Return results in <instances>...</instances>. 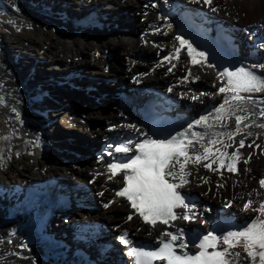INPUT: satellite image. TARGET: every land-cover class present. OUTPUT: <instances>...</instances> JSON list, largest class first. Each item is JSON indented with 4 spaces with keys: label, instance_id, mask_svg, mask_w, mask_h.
<instances>
[{
    "label": "bare ground",
    "instance_id": "1",
    "mask_svg": "<svg viewBox=\"0 0 264 264\" xmlns=\"http://www.w3.org/2000/svg\"><path fill=\"white\" fill-rule=\"evenodd\" d=\"M90 11L94 18L79 20ZM183 28L189 29V38L200 39L217 38L226 30L240 59L264 64V0H212L211 6L203 0H0V264H133L128 245L119 240L124 232L132 246L159 243L165 230L208 231L212 225L232 221L245 226L258 215L254 209L264 200L259 184L264 179V127H260L264 117L258 114L250 116L249 127L235 138L238 142L246 137V145H260L240 150L239 171L221 169V176L201 165H188L189 183L179 190L193 198L190 220L177 219L169 225L157 222L155 227L138 214L128 220L135 210L116 195L122 179L119 175L108 179L107 165L125 155L115 153L116 142L132 141L133 151L126 155H133L135 143L155 137L139 124L144 100L156 97L157 108L183 132L190 123L214 112L225 98L218 89L227 83L226 77L221 78L214 66L208 67L212 64L207 60L192 65L186 47L168 72L171 65L163 57L179 46L176 31L188 39ZM115 47L123 51L122 66L109 59ZM188 70L192 76L184 80ZM32 74L42 90L28 89ZM72 81L97 85L109 92L108 98L72 92ZM114 85L126 86L133 93L122 91L119 96L111 90ZM251 95L257 104L247 107L258 113L264 107L259 103L264 93ZM103 107L105 114L100 111ZM203 130V125L194 127V131ZM234 130V120L227 128L214 129ZM46 134L73 152H47L49 145L42 141ZM222 139L231 143L227 136ZM236 146L222 150L231 153ZM56 193L68 197L64 206L55 208L48 225V237L60 244L47 248L48 239L26 244L22 222L46 206V195ZM249 200L252 207L245 209ZM220 201L226 209L220 208ZM230 207L234 214L228 211ZM181 211L187 210L177 209ZM236 250L246 258L242 249ZM79 251L83 252L80 258L76 256ZM241 264L251 261L242 259Z\"/></svg>",
    "mask_w": 264,
    "mask_h": 264
},
{
    "label": "snow or ice",
    "instance_id": "2",
    "mask_svg": "<svg viewBox=\"0 0 264 264\" xmlns=\"http://www.w3.org/2000/svg\"><path fill=\"white\" fill-rule=\"evenodd\" d=\"M194 2H199V0H194ZM203 3L211 6L212 0H203ZM211 10L216 11L214 7ZM175 39L179 41V46L174 47L168 56L163 57V61H167L171 65L168 72L176 67L172 61L179 60L181 50L185 47L190 63L194 66L203 65L206 61L204 52L198 51L182 36H176ZM159 66L161 65H157V67ZM207 66L213 67V65ZM255 68H259L261 73L257 74L252 70ZM218 75L221 78L226 77L227 83L218 89L219 93L225 94V98L214 109V112L201 116L198 120L190 123L183 132L176 133L170 138L146 137L135 143V153L131 156L126 154L133 151L130 147L132 141L120 143L115 147V153L125 154L126 162L109 163L107 165L108 179L112 180L118 175L122 179V186L116 195L125 198L130 207L135 210L128 216V220L138 214L144 223L155 227L157 222L169 225L170 221L177 219H192L193 215H189L192 209L185 202V198L179 190L189 183L187 177L191 175V171L188 169V165H201L221 176L223 175L221 169L235 173L239 171L237 165L242 158L240 150L245 147H260L255 142L246 145V137L239 139L238 142L235 138L249 127L246 121L250 116L258 114L260 117H264V107H261L258 113L250 111L247 107L257 104L252 93H264V64L251 67L241 66L235 70L224 69ZM190 76H192V72L188 70V76L183 79L187 80ZM193 78L199 79L198 76ZM259 103L264 105V99H260ZM209 120L212 123H209ZM232 120H234V131H214L216 128H227L228 122ZM200 125H203L204 130L194 131V127ZM260 127H264V124ZM247 135H251V132ZM224 136H227L231 143L225 144L222 139ZM4 139H8V137H4ZM233 144L237 146L231 153L222 150L232 147ZM248 159H251V153ZM0 160H3L2 156H0ZM204 161L207 162L204 163ZM244 162L247 163V159ZM204 183H208V181L204 179ZM259 184L261 188H264V179H261ZM220 186L223 187V185ZM251 207L252 201L249 200L245 203L244 208ZM177 209H186L187 211L178 213ZM254 211L258 215L240 229L227 231L222 235H217L214 232L204 235L200 239L198 251L195 253L187 251V244L183 241V233L180 230L176 233L167 230L162 232L158 237L159 246L155 250L132 246V242L127 239V232H124L119 240L128 245V255L132 257L133 264H154L155 261H162L164 264H241L242 259L250 260L251 264H264V200ZM178 241L179 243H177ZM237 248L242 249L246 258H242V253L237 251Z\"/></svg>",
    "mask_w": 264,
    "mask_h": 264
},
{
    "label": "rangeland",
    "instance_id": "3",
    "mask_svg": "<svg viewBox=\"0 0 264 264\" xmlns=\"http://www.w3.org/2000/svg\"><path fill=\"white\" fill-rule=\"evenodd\" d=\"M100 28H103V26L101 25L100 26ZM186 32H188V38L190 37V35H191V33H190V31H189V29L188 28H183ZM138 34V33H137ZM114 49V50H113ZM121 52V53H120ZM122 49L121 48H111L110 49V51H109V59L111 60V62H113V63H115L117 66H122V64H123V55H122ZM17 61V62H16ZM15 62L17 63V67L20 69V71H22V65L20 64V60L19 59H16L15 60ZM249 65H252V64H249ZM42 71H47L45 68H43V70ZM43 75V74H42ZM41 75V76H42ZM31 76V79L29 78V81L27 82V87H28V89H30L31 90V92L32 91H37V88L39 87L40 89H41V86H38L40 83H39V79H38V77H36V75L35 76H33V74L32 75H30ZM29 76V77H30ZM84 75H82V77H83ZM81 77V76H80ZM34 78V79H33ZM91 78H92V76H90L89 77V79L88 80H91ZM32 81V82H31ZM101 81V80H100ZM100 81H98L99 83H100ZM84 86V87H83ZM42 90V89H41ZM70 90L72 91V92H77V93H84V94H91L94 98H102V99H105V98H108L107 96L109 95V92H106V90H103L102 88H100L99 86H97V85H89L88 83H86V82H81V83H76V82H74V81H72V83H71V85H70ZM111 90H112V92H114V93H119L118 95L120 96V93L122 92V91H127V93H129V94H131V93H133L132 91H130V89H128V88H126V86H118V85H114L112 88H111ZM45 98H47V95H45V97H44V99ZM43 99V98H42ZM98 99V100H99ZM41 102V100H39V103ZM98 103H100V104H103L102 102H98ZM106 109V107H103V109L101 108L100 109V111L103 113V114H105L106 112L105 111H103V110H105ZM192 115H195V113L193 114L192 113ZM61 119V118H60ZM94 120H92V122H93ZM66 140V141H65ZM63 142H65V144H67V145H71V143L69 142V140H67V139H65ZM42 141H43V144L44 145H49L48 147H47V152H52V151H55V150H61V151H63L64 153H68V152H73V151H71L70 149H68V148H65V147H63V148H61L62 146L61 145H58L57 143H55V142H53L50 138H49V135H44V138H42ZM56 148V149H55ZM87 148H89V147H87ZM75 154V153H74ZM64 186H65V184H64ZM67 186V185H66ZM191 192V191H190ZM193 193H197V194H199L200 195V193L199 192H197V191H193ZM94 200H95V204H96V202H97V198L96 197H94L93 198ZM225 204L226 203H223V202H219V205H220V208L221 209H226V206H225ZM228 211L231 213V214H234L233 212L234 211H232L231 210V207L230 208H228ZM225 212H227V211H225ZM228 212V213H229ZM190 226H192L191 224H189ZM153 243H157V242H154V241H152ZM109 252H110V250H109Z\"/></svg>",
    "mask_w": 264,
    "mask_h": 264
}]
</instances>
